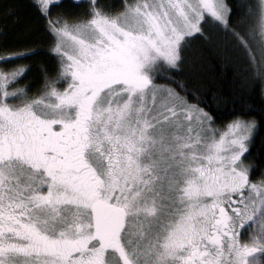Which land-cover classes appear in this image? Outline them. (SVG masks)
<instances>
[{"label": "snow or ice", "instance_id": "snow-or-ice-1", "mask_svg": "<svg viewBox=\"0 0 264 264\" xmlns=\"http://www.w3.org/2000/svg\"><path fill=\"white\" fill-rule=\"evenodd\" d=\"M0 17V264H264V0Z\"/></svg>", "mask_w": 264, "mask_h": 264}, {"label": "trees", "instance_id": "trees-1", "mask_svg": "<svg viewBox=\"0 0 264 264\" xmlns=\"http://www.w3.org/2000/svg\"><path fill=\"white\" fill-rule=\"evenodd\" d=\"M10 2V0H0V8H2L4 5L8 4ZM20 3L22 4H26L28 2V0H19ZM20 16L22 17L21 23L20 25H17V27L22 26V24L27 20V10L26 9H22L20 11ZM0 23H3V18L0 17ZM9 23H10V19H9Z\"/></svg>", "mask_w": 264, "mask_h": 264}]
</instances>
